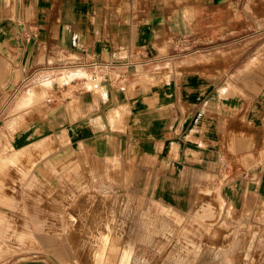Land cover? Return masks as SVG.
<instances>
[{"label": "rangeland", "instance_id": "obj_1", "mask_svg": "<svg viewBox=\"0 0 264 264\" xmlns=\"http://www.w3.org/2000/svg\"><path fill=\"white\" fill-rule=\"evenodd\" d=\"M160 4L195 5V19L204 7L205 30L197 23L152 68L93 75L57 65L52 78L9 97L0 115V201L21 210L12 218L24 233L0 242V264H116L125 248L128 264H264L259 171L221 172L250 163L256 148L264 154V0L149 2L151 10ZM105 72L126 92L120 125L112 115L123 106H100L60 138V107L79 108ZM39 83L46 92L16 107ZM96 116L101 125L91 128ZM170 142L187 158L213 151V174L174 164Z\"/></svg>", "mask_w": 264, "mask_h": 264}, {"label": "crops", "instance_id": "obj_2", "mask_svg": "<svg viewBox=\"0 0 264 264\" xmlns=\"http://www.w3.org/2000/svg\"><path fill=\"white\" fill-rule=\"evenodd\" d=\"M149 2L150 0H0V115L14 89L24 78L28 77L30 82L48 80L56 71L59 72L54 66L65 68L73 63L81 65L83 70L93 75H96V70L103 69L92 68L91 64L94 62H113L114 68L125 73L138 66L152 68L165 57V53L175 50L180 38L191 37L195 32L205 30L206 18L204 21L202 18L205 14L204 7L198 6L199 16L195 19V5L166 7L160 4L151 10ZM197 23L202 26L195 31ZM69 58H72V62ZM144 77L146 78L141 74L140 78ZM97 85V92L94 90L82 93L84 101L79 108L73 103L66 109L67 100L60 107L59 117L62 124H65L60 138H68L67 128L74 127V122L84 119L82 112L87 114L89 111L100 110V106H123L126 102L124 88L118 82L111 81L109 74L106 73ZM45 88L46 86L43 87V93L46 92ZM35 100L37 99L32 101ZM17 106H20L18 101ZM124 107L126 106L121 107L120 114L112 115V126L120 125V118L128 111ZM84 122L86 121L82 123ZM100 125L98 116L90 121L91 128ZM169 144L166 146L169 150L172 147L177 149L174 164L199 173L213 174L217 166L213 151H200V156L192 154L187 158L186 152L181 150L182 146L177 147L174 142ZM252 169L259 171L256 183L264 188V154L261 149H255L250 163L239 167L228 163L221 172L225 175L236 173L246 176L252 173ZM238 183L235 188L240 187L242 182ZM228 193L230 200L236 199L235 193ZM14 207L16 206L0 201V242H9L12 232L14 236L24 233L15 228L16 220L12 217L21 216L22 212Z\"/></svg>", "mask_w": 264, "mask_h": 264}, {"label": "bare ground", "instance_id": "obj_3", "mask_svg": "<svg viewBox=\"0 0 264 264\" xmlns=\"http://www.w3.org/2000/svg\"><path fill=\"white\" fill-rule=\"evenodd\" d=\"M86 74V73H85ZM84 74V75H85ZM86 76V75H85ZM87 79V78H86ZM91 81L89 82V85L91 86ZM96 84V83H95ZM97 85V84H96ZM46 86V84H44V83H41L40 85H35V86H33V88H31L30 90H28L26 93H24L20 98H19V100H18V104L19 105H22V104H27V103H29V102H31L33 99H34V97H36V96H39V95H41L42 93H43V87H45ZM107 227V226H106ZM105 227V228H106ZM104 228V229H105ZM109 229V228H108ZM105 230H107V228L105 229ZM104 231V230H103ZM103 231H101V232H103ZM109 231V230H108ZM106 233V232H105ZM97 234V233H96ZM102 234V233H101ZM107 234H108V232H107ZM95 235V234H94ZM93 236V235H92ZM105 236V235H104ZM109 236V235H108ZM102 237V236H101ZM105 237H107V236H105ZM104 237V238H105ZM95 238V237H94ZM103 238V237H102ZM106 239V238H105ZM99 241H101V240H99ZM107 241V240H106ZM105 241V242H106ZM109 241V240H108ZM102 242V241H101ZM101 242H99L100 244H101ZM114 242V241H113ZM109 243V242H108ZM98 243H96V245H97ZM105 244H107V243H104V245ZM99 245V244H98ZM111 245V244H110ZM101 246V245H100ZM106 246V245H105ZM104 246V247H105ZM109 246V245H108ZM107 246V248H109ZM93 247H94V245H93ZM100 248V247H99ZM111 248V247H110ZM113 248V247H112ZM111 248V249H112ZM117 247H115V249H113V250H117L116 249ZM102 249H105V248H103L102 247ZM106 250V249H105ZM109 250V249H108ZM113 250H111V253H112V251ZM92 251H94V250H92ZM104 251V250H103ZM95 252H96V250H95ZM98 252H100V251H98ZM97 252V253H98ZM109 252V251H108ZM117 252V251H116ZM91 253V252H90ZM96 253V255H98L99 257L101 256L100 254H97ZM101 253V252H100ZM107 253V252H106ZM102 254H103V252H102ZM131 254V250L130 249H123V250H120L119 252H118V257L115 259V261H113L114 259H112V261L113 262H117L116 264H128V258H129V255ZM95 255V254H94ZM104 255H105V253H104ZM107 255V254H106ZM106 257V256H105ZM104 257V258H105ZM108 257V256H107ZM93 258V257H92ZM96 258V257H95ZM94 258V259H95ZM93 259V260H94ZM96 260V259H95ZM99 260H100V258H99ZM99 260H97V261H99ZM104 260V259H103ZM108 260H109V258H108ZM111 260V259H110ZM111 261V262H112ZM99 262H101V261H99ZM98 262V263H99ZM108 261H106L105 263H107ZM110 262V263H111ZM94 263H95V261H94ZM97 263V262H96ZM101 264V263H100Z\"/></svg>", "mask_w": 264, "mask_h": 264}, {"label": "built area", "instance_id": "obj_4", "mask_svg": "<svg viewBox=\"0 0 264 264\" xmlns=\"http://www.w3.org/2000/svg\"><path fill=\"white\" fill-rule=\"evenodd\" d=\"M91 66H92V68H103V69H108V70H109V69L114 68V67H115V64H114L113 62H103V63H101V62H94V63L91 64ZM28 81H29V78H28V77H27V78H24V79L22 80V82L20 83V85L17 86V87L14 89L13 94H14V95L17 94V93L21 90V88H22L25 84L28 83Z\"/></svg>", "mask_w": 264, "mask_h": 264}]
</instances>
